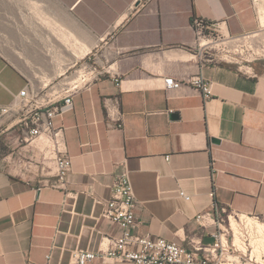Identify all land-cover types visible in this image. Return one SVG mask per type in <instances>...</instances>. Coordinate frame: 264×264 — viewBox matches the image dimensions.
<instances>
[{
  "label": "crops",
  "instance_id": "1",
  "mask_svg": "<svg viewBox=\"0 0 264 264\" xmlns=\"http://www.w3.org/2000/svg\"><path fill=\"white\" fill-rule=\"evenodd\" d=\"M257 5L0 0V108L28 84L34 88L31 81L63 82L84 61L106 68L88 90L72 97L70 112L54 119L64 128L71 158L65 189L11 165L17 156H0V264H47L49 253L48 264H70L74 250H106L104 238H118L122 230L100 217L102 206L94 199L110 198L123 166L137 201V234L183 245L189 239L210 243L211 229L200 228L195 217L214 203L264 214V64L245 68L253 76L230 62L199 58L191 26L199 17L219 22L228 36L254 33L264 28ZM132 6L136 11H129ZM59 31L74 36L71 49L85 46L88 52L75 58ZM195 76L211 85L208 99L186 84ZM169 77L183 86L165 90ZM115 95L124 114L121 130L107 126L101 103ZM15 123L12 115L0 117L5 154L22 151ZM90 264L130 263L106 258Z\"/></svg>",
  "mask_w": 264,
  "mask_h": 264
},
{
  "label": "built area",
  "instance_id": "2",
  "mask_svg": "<svg viewBox=\"0 0 264 264\" xmlns=\"http://www.w3.org/2000/svg\"><path fill=\"white\" fill-rule=\"evenodd\" d=\"M257 1L253 0V3ZM129 11L134 12L136 8L132 6ZM220 25L219 22L211 23L199 17L192 19L191 26L199 58L210 62L215 59L223 61L217 53H211L215 50V45H225L223 43L227 41L249 43L256 37V32L228 36L219 29ZM252 47L255 45L249 46L250 52L255 56L254 61L259 60V50H253ZM105 71L106 68H99L95 62L84 61L73 70L69 79L58 81L50 93L44 92V85L39 89L29 84L23 88L9 106L0 108V117L14 116L16 123L12 128L18 130L15 142L22 151L12 149L2 156H17L10 158L11 165L20 171L33 172L44 177L46 185L51 188L65 189L71 158L67 153L64 128L56 127L54 119L70 112L73 108L72 97L81 90H88ZM242 71L255 75L250 68ZM163 84L167 91L178 90L183 86L181 81L172 77L164 79ZM186 84L194 87L205 99L211 96V85L200 76L189 78ZM101 103L107 126L121 130L124 114L119 96L104 97ZM179 195L184 200L190 199L183 192ZM210 196L213 197L214 193L211 192ZM94 203L102 206L100 217L118 225L122 234L118 238L105 237L108 246L106 250H74L70 254V264H90L106 258L130 264H264V254L256 255L253 252L250 233L241 218L243 214L230 206L214 203L210 211L199 213L195 217L200 228L211 229L208 234L212 240L210 243L189 239L183 245L160 237L137 234L136 231L141 225L135 214L137 201L129 172L124 166L113 180L110 198H96ZM245 215L264 223V214ZM236 238L244 249L237 246ZM50 259L51 253L46 255L47 264Z\"/></svg>",
  "mask_w": 264,
  "mask_h": 264
},
{
  "label": "rangeland",
  "instance_id": "3",
  "mask_svg": "<svg viewBox=\"0 0 264 264\" xmlns=\"http://www.w3.org/2000/svg\"><path fill=\"white\" fill-rule=\"evenodd\" d=\"M258 10L260 8L264 9V0H258ZM255 45V47H252L253 50H259V60H255V56L252 55V53L249 50V46ZM258 48H257V47ZM215 50H212L211 53H217L218 57H221L223 62L228 61L234 64L237 67H242L243 70H245V67H247L250 64H264V28H260L259 31L256 32V37L250 41L249 43L246 41H240L237 43H229L225 45H215ZM262 50V51H261ZM76 68V67H75ZM74 68V69H75ZM73 69V70H74ZM72 70V71H73ZM61 79L58 78L56 80H42V81H31L32 85L35 89L41 88L43 85L46 86L44 92H52L54 86L58 81Z\"/></svg>",
  "mask_w": 264,
  "mask_h": 264
},
{
  "label": "bare ground",
  "instance_id": "4",
  "mask_svg": "<svg viewBox=\"0 0 264 264\" xmlns=\"http://www.w3.org/2000/svg\"><path fill=\"white\" fill-rule=\"evenodd\" d=\"M259 16H260V23H261V26L262 27H264V9H262V8H260V10H259ZM43 20V19H42ZM45 22V21H44ZM43 22V23H44ZM46 24H48L49 25V23H47V22H45ZM51 23V22H50ZM52 24V23H51ZM48 25H46L47 27H48ZM51 27V26H50ZM54 27V26H53ZM53 27H51V28H53ZM57 27V26H56ZM48 29H49V27H48ZM52 30H54V29H52ZM55 30H57V29H55ZM55 32H57V31H55ZM64 32V31H63ZM61 33L60 31L57 33V35L59 36L60 35V37L62 38H60L59 37V39L57 38V40H63L64 42L63 43H65V44H67V46H68V44H71V43H69L70 41H72L73 42V40H72V37H74V36H70L69 34H71V33H69V34H66V33ZM54 33V32H53ZM53 33H51L52 35H53ZM68 33V32H67ZM56 34V33H55ZM74 41H75V38H74ZM62 42V41H61ZM232 41H227V42H224L223 44H229V43H231ZM77 42L75 41L73 44H76ZM64 44V45H65ZM77 45H78V43H77ZM76 45V46H77ZM66 46V47H67ZM70 46V45H69ZM68 46V47H69ZM85 47V46H84ZM83 46L82 47H80L79 46V48H76V47H74V45H73V48L75 49V50H73V49H71L72 47L70 46L69 48L71 49V51L73 50V56L75 57V58H80V57H82V56H84L87 52H88V50L89 49H87V48H84ZM241 218L243 219V221H244V223H245V225H246V227H247V229H248V231H249V233H250V237H251V244H252V247H253V252L256 254V255H260V254H264V223H261V222H258V221H256V220H254L253 218H251V217H249V216H246L245 214H243L242 216H241ZM235 243L237 244V246H239L241 249H244L243 248V246H242V244H241V242H240V240L239 239H235Z\"/></svg>",
  "mask_w": 264,
  "mask_h": 264
},
{
  "label": "trees",
  "instance_id": "5",
  "mask_svg": "<svg viewBox=\"0 0 264 264\" xmlns=\"http://www.w3.org/2000/svg\"><path fill=\"white\" fill-rule=\"evenodd\" d=\"M4 154H5V153H4L3 148L0 147V156H2V155H4Z\"/></svg>",
  "mask_w": 264,
  "mask_h": 264
},
{
  "label": "water",
  "instance_id": "6",
  "mask_svg": "<svg viewBox=\"0 0 264 264\" xmlns=\"http://www.w3.org/2000/svg\"><path fill=\"white\" fill-rule=\"evenodd\" d=\"M172 117H174V116H172ZM213 143H218V140H215V139H212L211 140Z\"/></svg>",
  "mask_w": 264,
  "mask_h": 264
}]
</instances>
